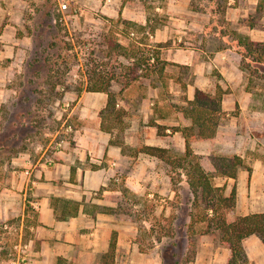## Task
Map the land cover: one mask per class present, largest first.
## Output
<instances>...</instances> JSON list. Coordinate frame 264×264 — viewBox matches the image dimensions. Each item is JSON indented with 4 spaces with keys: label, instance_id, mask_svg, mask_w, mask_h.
I'll return each instance as SVG.
<instances>
[{
    "label": "rangeland",
    "instance_id": "rangeland-1",
    "mask_svg": "<svg viewBox=\"0 0 264 264\" xmlns=\"http://www.w3.org/2000/svg\"><path fill=\"white\" fill-rule=\"evenodd\" d=\"M1 1L0 50L9 49V54L0 62V89L4 90L0 144L8 147L20 141L19 148L24 150L18 156L26 153L31 161L40 159L47 167L55 164L57 152L77 148L78 143H83L76 137L82 132V121L95 123L96 115L89 112L94 104L93 109H100L97 107L105 93L87 90L90 77L93 84L108 85L107 91L115 95L122 114L121 123L110 132L122 159L112 164L107 155L97 161L91 155L84 156L88 168L112 171L105 184L89 190L83 200L89 201V209L97 211L95 203L113 207L121 203L135 211V218L105 214V228L110 236L116 234L114 253H94L85 242L78 249L77 264H162V243L156 238L164 229L172 230L173 236L163 238V243L181 244L184 257L189 259L187 264H195L199 254L207 255L208 243L220 246L217 231L206 232V222L190 221L189 213L198 212L193 208L184 170L141 149L163 142L170 161L184 154L176 129L189 125L181 109L189 90L199 87L214 92L220 85L225 95L234 84L248 85L252 79L254 108L264 114V73L243 70L249 63L253 70L256 64L238 42L240 34L250 37L248 27L252 26L261 30L256 31V41L264 42V11L257 13L250 0H237L236 11L217 0H194V5L192 0L189 5L187 0H121L122 4L120 0H67L68 9L62 15L58 0ZM127 16H135V20ZM146 23L148 28L158 25L154 33L160 30L161 39L140 29ZM157 54L168 63L164 72L137 77L134 71L138 59L149 56L154 63ZM221 55L229 64L226 74L215 66ZM191 58L193 65H186ZM239 113L238 104L229 116L222 109L220 125L235 122L239 126L246 121L244 118L257 122L248 115L239 119ZM5 133L17 137L2 140ZM256 134L264 142V129ZM222 135L223 141H229ZM212 149L217 155L234 153L232 146L215 144ZM10 154L0 152V176L4 178L11 175L14 166ZM243 154L247 163L263 156L250 149ZM247 167L250 168L245 164ZM216 177L213 184L224 187L225 194L226 184ZM53 183L59 191L66 192L63 195H72L74 186L64 184L61 178ZM74 189L82 191L79 183ZM234 215H238L235 207ZM20 225L13 218L0 221V264H34L30 248L38 250V245H25L24 241L33 234L22 230L21 239Z\"/></svg>",
    "mask_w": 264,
    "mask_h": 264
},
{
    "label": "crops",
    "instance_id": "crops-1",
    "mask_svg": "<svg viewBox=\"0 0 264 264\" xmlns=\"http://www.w3.org/2000/svg\"><path fill=\"white\" fill-rule=\"evenodd\" d=\"M250 1L256 7L258 0ZM1 2L0 0V5ZM120 2L122 4L123 1L120 0ZM174 2H177V0H174ZM190 3L191 0H187V4L189 5ZM226 4L228 9L233 11L239 9L236 6L238 5L237 0H228ZM243 10L245 11L246 9ZM128 18L135 20V16ZM255 27H248L249 36L254 41L259 40L257 32L261 31L260 29L257 31ZM161 36L160 30L154 33L156 39H161ZM8 54L9 49L0 50V62ZM185 64L193 65V58ZM215 66H218L223 74L229 71V64L225 61L224 55H221V61L219 60L215 63ZM196 67L198 68V66ZM237 73L240 76L242 74L239 69ZM230 83L233 85L232 81ZM234 85L224 95L222 109L227 111V116H229L230 111H233L238 104L239 119L248 115L254 117L257 122H249V120L244 118L246 121H242L239 126L235 122H231L226 126L219 124L214 143L232 146L234 151L232 154H237L243 158L244 167L239 170L236 178L220 176L216 178L222 179L223 185L226 184V195L230 194L233 187H235L237 197L235 211L238 215L264 213V142L256 134V132L264 129V114L257 107L254 108V92L247 90V83L243 84V86ZM199 89L203 90L200 87ZM195 90H189L188 100L193 99ZM3 93L4 90L0 89V103L3 102ZM101 97L102 100L99 101L101 103L97 107L100 109H93L96 104L92 102L94 105H92V109L89 112V114L93 113L96 115L95 123L88 124L87 119L82 121V132H79L76 137L78 140H82L83 143H78L77 148H71L68 153L64 151L57 152V160L51 167L41 163L40 159L36 162L31 161L28 154L22 153L19 156L12 157L11 164L14 166L10 170L11 175H8L7 178L0 176V221L7 218L20 221L21 239L23 238L22 230L33 234L24 242L25 245H30L31 243L38 245V250L30 248V256L34 264H59L62 262L63 264H77L80 261L78 249L85 242H87L86 246H89L94 253L106 252L109 249L111 232L105 228L104 222L107 220L105 213H97L95 216L84 213L82 211L83 204L81 205L80 213L76 217L68 220H59L51 206L53 197L83 201L87 204L86 202L89 201L83 200V195L87 194L89 190H94L105 184V180L112 169L88 168L84 161V156L91 155L96 158L94 161H97L98 157L103 158L105 157L104 155H107L109 160L113 161L112 164H115L114 160L119 163L118 158H121V152L117 149L120 147L117 144H111V133L102 129L100 112L106 106L108 96L104 93ZM176 133H179L185 150V141L181 132ZM222 134L229 141H223ZM157 143L154 146L161 148L167 146L163 142ZM214 143L196 141L191 146L195 153L207 155L214 153L212 149V146L215 145ZM248 149L263 156L256 158L251 163H247L244 161L243 152ZM245 164L250 167V172L248 167L245 168ZM15 165L24 167V169H18ZM59 178L64 181V184L74 186L70 190L72 195L65 196L63 193L66 192L59 191L56 184L53 183ZM76 183H79L82 191H75ZM91 202L94 203L95 199L93 198ZM27 203L32 205V211L26 212ZM85 229L86 232L83 231ZM207 245H209V247L205 248L207 255H197L195 264H227L231 257L229 249L219 246L218 243L217 247H214L211 243ZM243 246L250 264H264V244L259 237L255 235L247 237L243 240Z\"/></svg>",
    "mask_w": 264,
    "mask_h": 264
},
{
    "label": "trees",
    "instance_id": "trees-1",
    "mask_svg": "<svg viewBox=\"0 0 264 264\" xmlns=\"http://www.w3.org/2000/svg\"><path fill=\"white\" fill-rule=\"evenodd\" d=\"M227 1L217 0V3L225 6ZM193 2L194 0H192V4L194 5ZM255 9L257 13H262L264 11V0H258ZM147 26L148 24L146 23V25L140 26V29L154 33L158 28V25H152L150 28ZM238 42L240 46L245 48L246 52L253 58V62L256 64L253 70L251 69L252 65L250 63L243 70H250L252 74H256L259 71L264 73V42L254 41L243 34L238 35ZM167 64V61L162 60L158 54L155 55L154 63L150 62L149 56H141L135 65L134 72L137 73V77H148L153 71L162 74ZM92 80L93 77H90L87 90L92 92H105L108 96L106 106L100 112V115L102 118V129L111 132L117 123H121L122 114L117 109L115 95L107 91L108 85L93 84L91 82ZM252 84L253 81L251 79L247 85V90L250 92H252ZM223 95L224 91L221 86L216 85L214 92L196 89L193 99H187L185 101V106L182 107L181 112L183 118L189 121V125L182 129H176V131L181 132L185 141V151L182 156L170 161L165 156L166 149L153 146H144L141 152L157 157L174 167H179L184 170L189 190L193 197V208L198 212L197 214L193 212L189 213L190 221L196 223L206 222V232H218L220 246L231 251V257L227 261V264H250L243 246V240L251 235H255L264 244V213L234 215L237 198L235 189H232L230 195H225L224 187L215 186L212 181L216 176L236 178L239 170L244 167L243 158L237 154L217 155L211 153L207 156H199L193 152L191 146L196 141L209 142L210 144L214 143L222 118ZM24 99L28 100L29 97L25 96ZM21 116L25 117V113H21ZM14 124L16 125L17 122ZM157 133H160L159 129ZM15 137L17 136L14 134H6L1 139L13 140ZM110 142L111 144L115 143L112 140ZM20 144V141L17 140L13 145L8 147L1 143L0 152H9L11 153L10 158H12L24 150L23 148H19ZM83 204L82 211L92 216H95L97 213H105L114 215L116 218H120L121 215L126 218H135V211L133 212L131 208L121 203L116 207L94 204L95 208H99L97 211L89 209V204H85L83 201L63 197H53L51 200V206L59 220H68L76 217L80 213L81 205ZM32 210V205L27 203L26 212ZM189 227L192 230L194 224L191 223ZM172 236V230L164 229L156 238L159 244L162 243V264H187L189 259L184 257L185 250L181 244L175 241L163 243V238ZM138 243L141 244L142 241L139 240ZM115 248L116 234L113 232L108 250L114 253Z\"/></svg>",
    "mask_w": 264,
    "mask_h": 264
},
{
    "label": "built area",
    "instance_id": "built-area-1",
    "mask_svg": "<svg viewBox=\"0 0 264 264\" xmlns=\"http://www.w3.org/2000/svg\"><path fill=\"white\" fill-rule=\"evenodd\" d=\"M58 6H59V12L62 13V15L64 14V12L68 9V2L67 0H58ZM63 18H60V21H62ZM58 146H61V143L57 144ZM5 228H7L8 226L5 224L4 225Z\"/></svg>",
    "mask_w": 264,
    "mask_h": 264
}]
</instances>
